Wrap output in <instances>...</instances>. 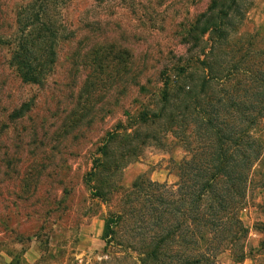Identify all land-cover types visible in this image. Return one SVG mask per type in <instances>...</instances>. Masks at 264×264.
I'll return each mask as SVG.
<instances>
[{
  "label": "trees",
  "instance_id": "trees-1",
  "mask_svg": "<svg viewBox=\"0 0 264 264\" xmlns=\"http://www.w3.org/2000/svg\"><path fill=\"white\" fill-rule=\"evenodd\" d=\"M249 1L210 0L181 24L182 50L170 52L156 70L149 53L137 67L133 50L107 37L80 43L83 55L73 64L86 72V87L98 79L125 82L122 96L134 90L148 99L136 114L126 110V118L102 136L87 173L94 197L112 201L122 188L118 176L124 164L150 143L163 146L172 136L186 152L176 164L175 186L142 173L122 193L118 210L105 216L106 245L126 244L137 264H213L227 250L237 261L247 256L249 227L241 213L250 189L260 184L256 174L264 162V46L243 29ZM76 3L20 5L14 34L0 41L11 46L10 64L22 82L45 85L62 42L77 29L89 36L100 29L103 23L89 16L77 27L70 22ZM34 106V98L20 102L10 120L25 118ZM35 167L44 169L40 161H27L17 178L28 177ZM32 194L24 189L18 197ZM12 264H21L20 258Z\"/></svg>",
  "mask_w": 264,
  "mask_h": 264
},
{
  "label": "rangeland",
  "instance_id": "rangeland-1",
  "mask_svg": "<svg viewBox=\"0 0 264 264\" xmlns=\"http://www.w3.org/2000/svg\"><path fill=\"white\" fill-rule=\"evenodd\" d=\"M27 1L0 0L1 39L14 34L17 10ZM209 1L77 0L70 15L74 26L88 16L103 24L94 36L77 29L74 37L62 42L55 72L43 86L21 81L10 64L11 46L0 41V264H12L15 256L21 264H137L136 253L126 244L106 245L105 216L118 210L122 193L142 173L175 186L176 164L186 152L172 136L163 146L150 143L140 157L124 164L118 176L122 188L112 201L94 197L87 173L102 136L126 118V110L136 114L148 99L134 90L122 96L125 82L98 79L86 87V72L73 63L83 55L81 42L89 45L107 37L131 48L137 67L149 53L156 70L170 52L182 50L181 24ZM248 7L243 29L264 46V0H250ZM31 98L32 112L12 122L14 107ZM29 160L40 161L44 169L35 167L28 177L18 179L17 172ZM258 168L260 184L250 189L248 206L241 213L249 227L247 256L237 261L227 250L213 264H264V162ZM24 189L33 193L30 198L18 197Z\"/></svg>",
  "mask_w": 264,
  "mask_h": 264
}]
</instances>
